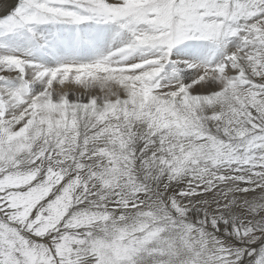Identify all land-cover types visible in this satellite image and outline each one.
<instances>
[{"label":"snow or ice","instance_id":"1","mask_svg":"<svg viewBox=\"0 0 264 264\" xmlns=\"http://www.w3.org/2000/svg\"><path fill=\"white\" fill-rule=\"evenodd\" d=\"M0 264H264V0H0Z\"/></svg>","mask_w":264,"mask_h":264}]
</instances>
